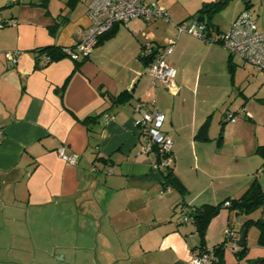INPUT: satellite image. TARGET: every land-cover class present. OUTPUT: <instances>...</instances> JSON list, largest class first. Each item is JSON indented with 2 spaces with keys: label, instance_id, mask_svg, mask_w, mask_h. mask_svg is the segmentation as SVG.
<instances>
[{
  "label": "crops",
  "instance_id": "0c3cea01",
  "mask_svg": "<svg viewBox=\"0 0 264 264\" xmlns=\"http://www.w3.org/2000/svg\"><path fill=\"white\" fill-rule=\"evenodd\" d=\"M145 1L164 4L171 19L118 23L87 59L65 55L40 65L35 50L63 49L79 40L91 23L89 0H0V201L13 210L53 212L59 261L98 259L92 237L68 231L93 223L126 238L115 250L103 251L116 264H190L201 237L193 222L180 217L182 206L238 198L257 175L264 190L257 151L264 144V74L237 56L231 68V54L221 43L176 27L218 0ZM246 9L264 30V0H230L216 13H203L210 35L228 30ZM170 39L176 41L168 56L178 70L175 91L154 86L141 57L146 43L158 49ZM15 50L21 54L11 64L6 53ZM123 93L129 99L111 103ZM151 96L166 116L163 133L173 138L172 166L180 189H166L162 170L153 168L156 155L141 149V112L135 106ZM239 108L252 116L239 111L236 121L226 119ZM99 113L98 122L90 123L92 132L84 120ZM61 147L78 154V162L64 160ZM262 213L238 215L223 207L210 221L204 245L223 242L227 226L241 230L244 220ZM27 224V235L38 243ZM249 232L247 252L225 247L219 264H258L264 245L259 233L252 243Z\"/></svg>",
  "mask_w": 264,
  "mask_h": 264
},
{
  "label": "built area",
  "instance_id": "2783aa9c",
  "mask_svg": "<svg viewBox=\"0 0 264 264\" xmlns=\"http://www.w3.org/2000/svg\"><path fill=\"white\" fill-rule=\"evenodd\" d=\"M21 2L22 0H11ZM88 14L90 25L81 31L79 40L72 46L63 47L62 51L75 61L87 59L95 50L100 37L110 31L114 25L121 23L127 25L131 20L143 18L145 20H166L169 21L170 11L159 1L146 2L145 0H89ZM176 27L180 33L188 32L203 40L221 43L231 55L237 56L250 64H253L262 74H264V30H261L257 21L248 9L242 11L233 21L230 28L220 32L216 36L210 35V30L205 22L198 19L184 20ZM175 39H170L166 45L155 49L152 43H146L141 51L142 59H150L146 66L145 73L152 78V84H161L170 91H175L177 87V68L168 60L172 53ZM156 50V52H155ZM21 51L15 50L6 53V57L11 64H16ZM50 56L45 55L42 63H48ZM150 94V93H149ZM135 109L141 112L138 119L140 128V145L145 153L155 154L157 160L153 163V168L165 170L173 164V138L165 134L162 127L165 121V113L158 106L157 98L151 96L148 102L140 100ZM246 116L252 114L244 109L227 113L226 119L237 120V112ZM3 138V130L0 128V143ZM60 156L68 163L76 164L79 155L76 153H66L65 148L58 150ZM95 169V168H93ZM172 185L168 184L170 190ZM232 201L227 200L224 206H231ZM195 208L182 206L181 215L185 222H193L192 214ZM241 238V230L230 226L226 228L224 247L231 246L237 248ZM220 256L213 247H197L191 251L190 264H219Z\"/></svg>",
  "mask_w": 264,
  "mask_h": 264
},
{
  "label": "rangeland",
  "instance_id": "374dc122",
  "mask_svg": "<svg viewBox=\"0 0 264 264\" xmlns=\"http://www.w3.org/2000/svg\"><path fill=\"white\" fill-rule=\"evenodd\" d=\"M21 193L23 194V191H21ZM19 205L22 206L21 204ZM26 212L27 211L24 209L16 208L13 210L9 207L5 208L3 202L0 201V264H69L68 261H59V257L56 255V251L58 253L59 248L56 246L57 232H55V230L57 228L53 223V212L43 211L42 213H38L33 209ZM179 214L181 215L180 211ZM27 217L29 222H27ZM86 217L88 218L89 215ZM180 217H182V215ZM27 223L30 225L29 231L36 237L38 243L33 242L32 235H30V237L27 235ZM37 224H39V226ZM100 228L101 226L92 223L91 225H87V229L85 230H81L75 225L68 231L74 236L79 231H85L84 233H86V235L93 238V242L95 241V248H99V257L94 260L93 264H116V262H112L109 257L107 259L103 251L107 249L110 251L115 250L121 241L123 243L126 242V238L116 236L114 234V228L112 229L107 225L102 229ZM226 228H228V226ZM225 231L226 229L224 230V234ZM258 233L256 226L250 227L249 238L252 243L256 242ZM97 235L98 243H96ZM72 247L80 248L81 246L72 244ZM226 248L229 250L233 249L231 246H227ZM80 252L84 253L82 249ZM82 263L81 261V264Z\"/></svg>",
  "mask_w": 264,
  "mask_h": 264
},
{
  "label": "trees",
  "instance_id": "16d2710c",
  "mask_svg": "<svg viewBox=\"0 0 264 264\" xmlns=\"http://www.w3.org/2000/svg\"><path fill=\"white\" fill-rule=\"evenodd\" d=\"M229 1L230 0H218L216 2L209 3L197 12L198 16L195 18L198 19L200 16H205L203 13L206 12V10L212 14L216 13V12L220 11L221 9H223L229 3ZM246 2H248V0H246ZM195 18H193V19H195ZM205 23L208 26L209 30H211L210 25L207 22H205ZM109 34H110V31H108L107 33L102 35L100 37L99 42L104 40V38L108 37ZM155 52H156V50H155ZM34 54L36 55L37 64H40V65L47 64V63H45V64L42 63V58L45 55L50 56L49 62H51L55 59L61 58V57L66 55L62 51V49H60L56 46H47V47L37 49L34 51ZM232 58H233V55H231L230 61H229V65L231 68L233 67ZM150 61H151V58L145 59V62L147 64H149ZM127 99H129V95L123 93V94H120V95L115 96V97L112 96L111 97V103L119 104V103L125 102ZM102 115H103V113H99L95 116L87 117L84 120V122L89 126V128L92 132L94 130V126H92L90 123L91 122H93V123L98 122V120L100 119V117ZM206 126L207 125H205V127ZM220 138H222V136ZM257 151L263 158V163H262L261 169L264 171V144L258 146ZM162 172L165 176L167 183H169L170 185H172L176 188H179V189L181 188V185L179 184V181L177 180V178L175 176L173 166H170V167L166 168L165 170H162ZM227 200L232 201L231 206H229L230 210L236 211V213L238 215H252L253 213H255L259 209L263 210V213L261 216H259L257 218L250 217V218H247L246 220H244L242 223V226H241V230L246 229V236H247V232L250 229V227L256 226L259 230L258 243L260 245H264V190H263L262 184L259 180V176L257 175L254 178V180L252 181V183L249 185V187L238 198H227L226 200H224L223 202H221L217 205L203 204V205L195 208V211L192 214V216L194 218L193 223L196 226V231L198 232V234L201 237V245L200 246L201 247L206 246V245H204V241H205V236H206V232H207V228L209 226V223L216 215H218V213L224 207V204ZM215 248H216V251L219 254V256H222L223 251L225 249L224 241L215 245ZM247 250H248V245H247V241L245 238V244L241 247V250L239 251V253H241V255H243L244 253L247 252ZM257 263L258 264H264V257L258 259Z\"/></svg>",
  "mask_w": 264,
  "mask_h": 264
},
{
  "label": "water",
  "instance_id": "95a60500",
  "mask_svg": "<svg viewBox=\"0 0 264 264\" xmlns=\"http://www.w3.org/2000/svg\"><path fill=\"white\" fill-rule=\"evenodd\" d=\"M199 21L205 22L206 16H200L198 18ZM245 238H246V229L241 230V238L238 241L239 246H243L245 244Z\"/></svg>",
  "mask_w": 264,
  "mask_h": 264
}]
</instances>
